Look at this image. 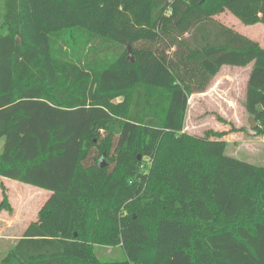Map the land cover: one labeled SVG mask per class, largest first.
Instances as JSON below:
<instances>
[{
  "label": "trees",
  "instance_id": "16d2710c",
  "mask_svg": "<svg viewBox=\"0 0 264 264\" xmlns=\"http://www.w3.org/2000/svg\"><path fill=\"white\" fill-rule=\"evenodd\" d=\"M3 10L0 176L53 192L8 258L233 264L237 250L264 264V166L228 154L224 132L184 130L193 94L224 66L252 65L243 105L264 135V47L215 18L264 24V0H3ZM95 246L126 258L102 260Z\"/></svg>",
  "mask_w": 264,
  "mask_h": 264
},
{
  "label": "rangeland",
  "instance_id": "374dc122",
  "mask_svg": "<svg viewBox=\"0 0 264 264\" xmlns=\"http://www.w3.org/2000/svg\"><path fill=\"white\" fill-rule=\"evenodd\" d=\"M3 17V0H0V25ZM215 18L259 42L264 47L263 23L246 25L229 11L216 14ZM79 44L80 47H85V52L88 51L89 53L94 47V42L85 46V40ZM66 51L67 57L73 55V51L69 49ZM245 91L246 84L244 83L242 71L229 67L223 68L211 81L205 92L196 93L190 97L184 130L189 134L198 136L205 135L207 131L224 132L226 134L223 135V138L228 142V154L264 166V135L257 134L252 127L251 119L254 118L245 110L242 101ZM4 142L3 138L0 139V153L3 150ZM107 161L108 159L105 156L102 163L106 165ZM23 184L9 183L8 180L6 181L0 176V204L4 201L13 209L12 212H9L6 208H0V213L6 211V213L12 215L15 212L14 204L17 205L18 210L23 209L24 206L21 201L23 196L19 194L22 191ZM2 187H5V192ZM4 193L6 196H4ZM11 197H13V200ZM42 200L43 198L39 202L42 203ZM28 204L31 205V202H28ZM38 209L39 206L35 205L32 212H36ZM14 244L12 241L0 240V264H19L17 257H7ZM95 254L105 261L124 260L126 258L122 246H95ZM231 257L233 264H255L245 257L241 251L233 250Z\"/></svg>",
  "mask_w": 264,
  "mask_h": 264
},
{
  "label": "crops",
  "instance_id": "0c3cea01",
  "mask_svg": "<svg viewBox=\"0 0 264 264\" xmlns=\"http://www.w3.org/2000/svg\"><path fill=\"white\" fill-rule=\"evenodd\" d=\"M225 67L241 70L244 75V83L247 85L249 75L252 70V65H248L246 67L224 66L223 68ZM244 98L242 99V101H244ZM2 179L6 181L8 180L9 183L17 182V184H23L22 182L6 177H2ZM23 188L22 191H20L19 193L21 196H23L21 198V201L24 206L23 209L18 210L17 205L14 204L15 212L12 215L6 213V211H2V213H0V240L5 239L6 242L12 241L15 243L17 240L23 237L29 225L37 220L40 209L53 193L50 190L41 189L39 187L34 188L32 185L29 184L24 185ZM40 197L43 198L42 203L39 202L41 200ZM11 198L13 200V197ZM28 202H31V205H29ZM35 205L39 206V209L36 212H32L33 207H35Z\"/></svg>",
  "mask_w": 264,
  "mask_h": 264
},
{
  "label": "water",
  "instance_id": "95a60500",
  "mask_svg": "<svg viewBox=\"0 0 264 264\" xmlns=\"http://www.w3.org/2000/svg\"><path fill=\"white\" fill-rule=\"evenodd\" d=\"M251 123H252V127L253 128H256V126H257V123H256V121L254 120V119H251ZM104 164L102 163V166H103Z\"/></svg>",
  "mask_w": 264,
  "mask_h": 264
}]
</instances>
